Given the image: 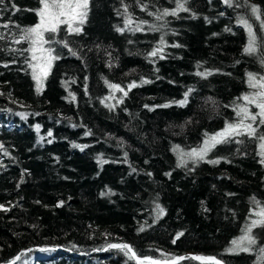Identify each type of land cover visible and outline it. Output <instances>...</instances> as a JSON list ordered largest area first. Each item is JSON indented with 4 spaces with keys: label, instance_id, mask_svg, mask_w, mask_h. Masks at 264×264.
<instances>
[{
    "label": "trees",
    "instance_id": "obj_1",
    "mask_svg": "<svg viewBox=\"0 0 264 264\" xmlns=\"http://www.w3.org/2000/svg\"><path fill=\"white\" fill-rule=\"evenodd\" d=\"M178 2L187 11L162 16ZM40 7L39 0L0 5V24L10 25L0 27V205L8 209L0 210V264H139L110 244L167 264L190 252L222 264H264V227L252 230L255 245L241 243L249 251H230L264 209V125L255 122V137L230 138L196 164L178 167L173 151L200 148L205 134L239 121L247 74L264 76V0H89L81 33L65 24L45 33L59 59L37 94L32 45L13 41L38 23ZM241 19L256 36L252 55L243 51L249 37ZM155 48L163 51L150 57ZM203 71L212 75H196ZM133 82L139 86L128 90ZM190 87L188 105L174 103ZM40 247L56 250L28 251Z\"/></svg>",
    "mask_w": 264,
    "mask_h": 264
},
{
    "label": "snow or ice",
    "instance_id": "obj_2",
    "mask_svg": "<svg viewBox=\"0 0 264 264\" xmlns=\"http://www.w3.org/2000/svg\"><path fill=\"white\" fill-rule=\"evenodd\" d=\"M39 3L41 7L37 10V15L40 17V22L36 24L33 27L25 28L22 29V35L19 40H14L13 42L16 44L21 43V41H29L31 45H33V48L31 51L35 52L36 48L35 46L37 44L40 45V51L42 52H48V66L51 67V61L55 59H59L58 56H53L51 55V49H44L43 45L49 43L48 40H45V33H56L59 30L60 25L66 24L67 29L69 33H75L79 34L82 32V25L86 22L87 15H88V6H89V0H39ZM225 4L231 5V0H224ZM4 4V0H0V5ZM13 8H15V4L12 5ZM146 7V6H145ZM142 10H144L142 8ZM187 11V9L184 7V3L178 2L177 4V9L175 11H172L171 13L168 12V10H164L162 13V16H167L169 14L175 16L177 14V11ZM252 13L256 15L257 19H260L259 15V8L255 5L251 6ZM2 11V10H0ZM19 11V9H17ZM127 11V9H125ZM162 16H157V19H161ZM131 20L127 19L125 21V26L124 28H117L116 30L118 32H123L125 28L128 27L129 24H131ZM244 25V27L248 31V44L244 48V53L252 55L256 52V36L252 32L251 25L248 24L246 20L241 19L239 21ZM144 23V22H142ZM0 27L8 29L10 25L8 23L5 24H0ZM16 27H19L17 25ZM132 30V29H130ZM135 31H140L142 30L139 26H137ZM155 30V29H153ZM228 29H226L227 31ZM5 37L3 35H0V40H4ZM63 46L65 48H68V43L62 42ZM161 44H163V39L161 40ZM174 47H179V45H174ZM162 48H155L153 49L152 52H150L148 55L150 57H155L158 55V53L162 52ZM69 52L73 56H76L77 53L73 51L71 48H69ZM33 59H36L35 55L32 57ZM160 58H163L161 56ZM261 63H264V60L261 61ZM7 67V65H5ZM47 75V72H45V76ZM196 75L202 77V78H207L208 76L212 75L211 72L209 71H203V72H197ZM248 84L251 88L257 89L254 93L251 95H245L242 97V99L246 102L244 106H237L235 111L237 117H239V121L237 123H227L225 128L220 131L215 133L214 135L208 136L205 134L206 138L203 142V145L200 148H194L190 152H183L179 150V146H174L173 151L177 152L178 154V167H185L187 166L188 161H192L193 164L198 163L199 161L205 160L206 156L208 153L217 145L220 143L225 142L226 140L241 136V135H247L249 137H255L257 134V127L259 125H264V76H260L259 78L253 74V73H248ZM33 79L36 80V91L37 94H39L42 89H43V84L42 81L36 77L35 75L33 76ZM87 79V78H85ZM151 81L148 80H142L141 84H146L150 83ZM105 83L108 85L110 89H112L114 92L119 91L123 92L124 96L128 95V91H125L123 88L120 87V85L116 84H111L108 81H105ZM135 82L132 84L128 85V90H131L133 87H137ZM195 91L194 88H188L184 94H183V99L179 101H175L178 106L184 107L188 105L189 103V98L191 94ZM70 95H72L70 93ZM73 99H75L74 96H72ZM113 97L109 96L106 97L104 100L101 101V103H104L105 100L107 99H112ZM211 99V98H209ZM123 99L117 100V104L122 103ZM255 105L257 109H259L258 112H250L248 105ZM171 105L165 104L162 105V107H169ZM106 107H109L110 109L114 108L115 105H110L106 104ZM145 107H148L145 105ZM150 111L152 109H149ZM17 115H20L21 118H26L25 113H17ZM246 121H251V122H257L258 125L257 127L253 126V123H246ZM37 131H39V125L36 126ZM49 136L52 135L51 131L48 133ZM85 135H90V132H86ZM43 139V137H41ZM261 144H260V152L259 155L261 156L260 163L264 164V136L260 137ZM51 140H48V143H51ZM73 147L80 148L82 151L87 145H76L74 144ZM5 155L7 153L5 152ZM127 156V153H125V157ZM98 163L103 165L104 163H107V161L97 158ZM209 163H219V161L216 160H209ZM135 171V169H133ZM170 175V174H169ZM111 192H103L101 195H110ZM63 201H60L57 207H60L63 205ZM156 208L158 210V217L164 215V209L160 207V205H156ZM0 210L7 211L8 209L5 208L4 205H0ZM259 219H254L250 222V224L246 225L244 229V235L239 238V240H234L232 242L233 248L230 249V251H249V247H241V243L243 241H247L248 245H255L256 244V239L252 235V230L257 227H264V209H262L260 212L255 213ZM143 231V228L140 229ZM180 235H183V233H179L177 235V238H179ZM175 243V240L173 241ZM109 249H117L119 251L124 252L125 255L131 254L133 257L136 255L135 252L133 251L132 247L128 244H110L108 245ZM56 249L54 248H47V247H40L35 250L29 249V252L32 251H38L41 253H50L52 251H55ZM102 250H107V249H102ZM261 252H264V249H261ZM16 259H19V256L16 257ZM184 259H195L199 261H208L212 262V264H219V261H215L214 258H204V257H177L174 260H172V264H179V261L184 260ZM9 264H13V262H9ZM139 264H144V261H140ZM150 264H156L155 261H151Z\"/></svg>",
    "mask_w": 264,
    "mask_h": 264
},
{
    "label": "rangeland",
    "instance_id": "obj_3",
    "mask_svg": "<svg viewBox=\"0 0 264 264\" xmlns=\"http://www.w3.org/2000/svg\"><path fill=\"white\" fill-rule=\"evenodd\" d=\"M40 22V17H39V21H38V23ZM37 23V24H38ZM66 25V24H65ZM67 26V25H66ZM32 48H33V45H32ZM35 48H36V51L35 52H33L32 51V57H33V55H35V57H36V59H33V64H32V70H33V75H35L36 77H38L41 81H42V84H43V80H44V78H45V72H47L48 73V71H49V69H50V67L48 66V59H47V57H48V52H42V51H40V45L39 44H37L36 46H35ZM43 48L44 49H48L47 47H46V45L44 44L43 45ZM52 62V61H51ZM259 78V77H258ZM36 81V80H35ZM37 83V82H36ZM255 91H257V89H254V88H250V93L248 94V95H251L252 93H254ZM248 107H249V110H250V112H253V113H255V112H258L259 111V109H257L256 107H255V105H251V104H249L248 105ZM246 123H253V126H254V124H255V122H251V121H246ZM261 144V143H260ZM261 150V149H260ZM189 257H193V256H197V257H201V256H199V255H197V254H195V253H193V252H190L189 254H187ZM132 256V255H131ZM133 257V256H132ZM138 263L140 262V261H144V264H150V262L151 261H155L156 262V264H167L168 262L167 261H157V260H146V259H138L137 257H133ZM220 262V261H219ZM169 263H172V262H169ZM221 263V262H220Z\"/></svg>",
    "mask_w": 264,
    "mask_h": 264
},
{
    "label": "water",
    "instance_id": "obj_4",
    "mask_svg": "<svg viewBox=\"0 0 264 264\" xmlns=\"http://www.w3.org/2000/svg\"><path fill=\"white\" fill-rule=\"evenodd\" d=\"M210 263H212V262H210ZM219 264H222V263L219 262Z\"/></svg>",
    "mask_w": 264,
    "mask_h": 264
}]
</instances>
